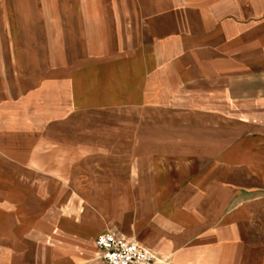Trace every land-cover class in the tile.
Segmentation results:
<instances>
[{
	"label": "crops",
	"instance_id": "obj_1",
	"mask_svg": "<svg viewBox=\"0 0 264 264\" xmlns=\"http://www.w3.org/2000/svg\"><path fill=\"white\" fill-rule=\"evenodd\" d=\"M105 231L264 264V0H0V264Z\"/></svg>",
	"mask_w": 264,
	"mask_h": 264
},
{
	"label": "built area",
	"instance_id": "obj_2",
	"mask_svg": "<svg viewBox=\"0 0 264 264\" xmlns=\"http://www.w3.org/2000/svg\"><path fill=\"white\" fill-rule=\"evenodd\" d=\"M100 264H169L158 261L156 254L134 239L116 235L111 231L96 238Z\"/></svg>",
	"mask_w": 264,
	"mask_h": 264
},
{
	"label": "rangeland",
	"instance_id": "obj_3",
	"mask_svg": "<svg viewBox=\"0 0 264 264\" xmlns=\"http://www.w3.org/2000/svg\"><path fill=\"white\" fill-rule=\"evenodd\" d=\"M99 252H97L95 259L89 264H100Z\"/></svg>",
	"mask_w": 264,
	"mask_h": 264
},
{
	"label": "bare ground",
	"instance_id": "obj_4",
	"mask_svg": "<svg viewBox=\"0 0 264 264\" xmlns=\"http://www.w3.org/2000/svg\"><path fill=\"white\" fill-rule=\"evenodd\" d=\"M59 1V0H58ZM61 1V0H60ZM66 8V7H65Z\"/></svg>",
	"mask_w": 264,
	"mask_h": 264
}]
</instances>
